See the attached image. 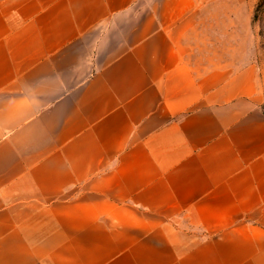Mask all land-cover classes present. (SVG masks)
I'll return each instance as SVG.
<instances>
[{"label":"crops","instance_id":"0c3cea01","mask_svg":"<svg viewBox=\"0 0 264 264\" xmlns=\"http://www.w3.org/2000/svg\"><path fill=\"white\" fill-rule=\"evenodd\" d=\"M192 0H0V264H264L254 80L195 69Z\"/></svg>","mask_w":264,"mask_h":264},{"label":"rangeland","instance_id":"374dc122","mask_svg":"<svg viewBox=\"0 0 264 264\" xmlns=\"http://www.w3.org/2000/svg\"><path fill=\"white\" fill-rule=\"evenodd\" d=\"M192 2L174 36L184 62L251 77L264 116V0Z\"/></svg>","mask_w":264,"mask_h":264}]
</instances>
